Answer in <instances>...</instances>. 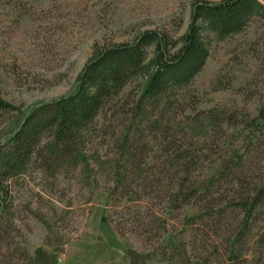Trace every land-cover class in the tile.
<instances>
[{
    "label": "rangeland",
    "instance_id": "1",
    "mask_svg": "<svg viewBox=\"0 0 264 264\" xmlns=\"http://www.w3.org/2000/svg\"><path fill=\"white\" fill-rule=\"evenodd\" d=\"M197 1L223 0H0V143L73 92L97 47L147 30L177 40ZM209 51L188 89L167 95L175 110L131 132L101 116L85 161L9 181L0 264H34L39 249L56 264H264V198L246 211L264 186V17L211 36Z\"/></svg>",
    "mask_w": 264,
    "mask_h": 264
},
{
    "label": "trees",
    "instance_id": "2",
    "mask_svg": "<svg viewBox=\"0 0 264 264\" xmlns=\"http://www.w3.org/2000/svg\"><path fill=\"white\" fill-rule=\"evenodd\" d=\"M261 17L264 0L197 1L187 30L177 40L165 31L147 30L130 43L97 47L73 92L31 109L21 126L0 143V205L8 198L9 181L32 164L54 172L85 161L83 145L101 116L122 119L131 132L149 115L161 113L162 107L178 105L179 99L166 101V97L174 90L188 89L203 70L211 36L223 40L237 35L250 20ZM261 124L264 110L256 125ZM127 147L131 150V144ZM263 198L264 186L247 203L248 217ZM56 263V257L42 249L35 253L34 264Z\"/></svg>",
    "mask_w": 264,
    "mask_h": 264
}]
</instances>
